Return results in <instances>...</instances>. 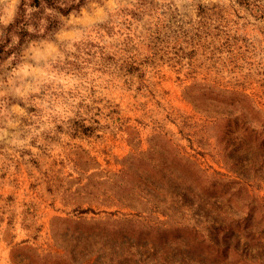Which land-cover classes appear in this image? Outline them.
Wrapping results in <instances>:
<instances>
[{
	"label": "rangeland",
	"instance_id": "1",
	"mask_svg": "<svg viewBox=\"0 0 264 264\" xmlns=\"http://www.w3.org/2000/svg\"><path fill=\"white\" fill-rule=\"evenodd\" d=\"M61 20L0 64V264H264L261 11L90 0Z\"/></svg>",
	"mask_w": 264,
	"mask_h": 264
},
{
	"label": "trees",
	"instance_id": "2",
	"mask_svg": "<svg viewBox=\"0 0 264 264\" xmlns=\"http://www.w3.org/2000/svg\"><path fill=\"white\" fill-rule=\"evenodd\" d=\"M90 0H21L13 21L8 25L6 34L0 39V64L10 57L16 59L23 44L53 36L63 28L61 18L79 12ZM239 6L251 7L261 11L264 4L257 0H235ZM31 29V30H29ZM16 38V42L12 40ZM236 45L229 44L228 52H238ZM246 51H244V54ZM129 244V242H126ZM143 264L142 256L126 257L123 264Z\"/></svg>",
	"mask_w": 264,
	"mask_h": 264
},
{
	"label": "clouds",
	"instance_id": "3",
	"mask_svg": "<svg viewBox=\"0 0 264 264\" xmlns=\"http://www.w3.org/2000/svg\"><path fill=\"white\" fill-rule=\"evenodd\" d=\"M5 3V0H0V4H4ZM12 3L13 4H18L19 3V0H12ZM10 22V19H4L3 20V23L4 24H7V23H9ZM29 30H31V29H29Z\"/></svg>",
	"mask_w": 264,
	"mask_h": 264
}]
</instances>
